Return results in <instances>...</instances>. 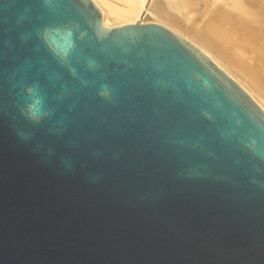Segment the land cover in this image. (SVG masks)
Segmentation results:
<instances>
[{
  "label": "water",
  "instance_id": "obj_1",
  "mask_svg": "<svg viewBox=\"0 0 264 264\" xmlns=\"http://www.w3.org/2000/svg\"><path fill=\"white\" fill-rule=\"evenodd\" d=\"M0 264H264V112L161 24L0 0Z\"/></svg>",
  "mask_w": 264,
  "mask_h": 264
},
{
  "label": "bare ground",
  "instance_id": "obj_2",
  "mask_svg": "<svg viewBox=\"0 0 264 264\" xmlns=\"http://www.w3.org/2000/svg\"><path fill=\"white\" fill-rule=\"evenodd\" d=\"M91 1L108 25L154 22L198 46L264 112V0H211L213 9L194 31L189 22L204 0H160L159 7L153 0Z\"/></svg>",
  "mask_w": 264,
  "mask_h": 264
},
{
  "label": "rangeland",
  "instance_id": "obj_3",
  "mask_svg": "<svg viewBox=\"0 0 264 264\" xmlns=\"http://www.w3.org/2000/svg\"><path fill=\"white\" fill-rule=\"evenodd\" d=\"M153 3H152V5L153 6H155V7H159V5H160V3L162 2V0H161V2H160V0L158 1V0H153L152 1ZM160 2V3H159ZM157 3H158V5H157ZM196 4V3H195ZM198 14H197V17L195 18V19H193L194 20V22H193V20H190V22H189V28L190 29H192L193 31L196 29V27L198 28V26L200 27V25L199 24H201V22H203L206 18H207V16L210 14V12H211V10L213 9V5H212V2H211V0H204V1H201L200 3H199V5H198ZM163 9V11L162 12H165V8H162L161 7V10ZM160 10V9H159ZM160 10V11H161ZM264 16V15H263ZM201 19V20H200ZM261 20V19H260ZM199 21V22H198ZM256 21H259L258 19L256 20ZM193 25V26H192Z\"/></svg>",
  "mask_w": 264,
  "mask_h": 264
}]
</instances>
